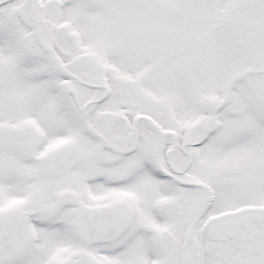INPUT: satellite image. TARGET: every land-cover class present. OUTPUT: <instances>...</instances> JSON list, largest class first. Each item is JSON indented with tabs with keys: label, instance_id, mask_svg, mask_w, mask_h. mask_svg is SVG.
Listing matches in <instances>:
<instances>
[{
	"label": "snow or ice",
	"instance_id": "snow-or-ice-1",
	"mask_svg": "<svg viewBox=\"0 0 264 264\" xmlns=\"http://www.w3.org/2000/svg\"><path fill=\"white\" fill-rule=\"evenodd\" d=\"M0 264H264V0H0Z\"/></svg>",
	"mask_w": 264,
	"mask_h": 264
}]
</instances>
